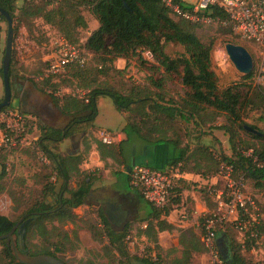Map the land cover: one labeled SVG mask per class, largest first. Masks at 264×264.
<instances>
[{
  "label": "trees",
  "instance_id": "obj_1",
  "mask_svg": "<svg viewBox=\"0 0 264 264\" xmlns=\"http://www.w3.org/2000/svg\"><path fill=\"white\" fill-rule=\"evenodd\" d=\"M18 1L20 0H0V8L4 9L12 19L13 38H15L21 22V17L15 18V2ZM21 1L23 4L19 7V12L22 16L26 14L30 18L40 17L45 23L55 26L63 37L73 44L81 42H78L75 37L77 29L87 27V22L81 13V8H87L96 19L97 27L85 37L83 42L89 51V58L97 56L100 60L95 66L96 68L92 69L93 72H88L91 69L87 68L88 58L83 66L80 67L74 63L68 64L60 73L62 75L68 73L74 81L78 82L75 85L86 90L87 102L70 94H62L59 97L53 95L52 91L50 92L48 89L57 84L50 82V78L41 79V85L37 88L39 91L44 88L49 93L54 106L67 119L61 125L48 126L37 125L35 120H29V128L35 124L38 129L39 135L35 139L37 148L55 164L58 178L61 179L62 184L54 205L44 202V197L55 195L54 186L51 184L43 188L40 199L30 203L29 201L25 202V204H29L21 212L19 217L21 220L17 225V228L20 227V230H24V248L27 249V238L32 233L44 237L48 241L36 252L27 250L28 254H50L68 264L61 257L55 255V251L63 250L65 242L72 245L71 240L78 241V236L75 230L62 229L61 224L66 222L74 224L77 217L74 209L85 203L95 175L91 170H81L75 187L66 188L69 171L73 168L76 169L74 162L77 164L80 158L79 156L60 155L55 149L64 139L74 134L80 124H93L97 114V100L101 96L110 97L116 110L133 111L139 117L138 120H125L124 132L130 131L132 136L147 143L165 142L177 147L178 155L172 160L171 166L180 163L178 168L182 170L184 165L191 162L199 165L200 160L205 167L216 172L219 164L225 162L233 166L236 174H242L245 183H249L252 188L257 191L264 188V131L242 120L245 106L252 104V100L245 97L249 93L259 100L258 105H263L264 113V85L256 86L252 91L250 90L251 92L244 93L238 92L233 87L219 90L216 85V76L210 68L212 42L200 40L195 31L197 23L183 18L174 19L170 10L161 0ZM180 6L185 8L183 4ZM205 13L220 17L225 15L215 6H210ZM0 20L5 22L1 14ZM166 42L181 44L184 49L183 53L178 57L168 56L164 51ZM11 48L9 80L13 63V42ZM144 50L151 52V61L143 58L142 51ZM130 56H136L142 64H148V69L152 72V76H149V83L156 91L135 90L130 94H123L97 83L91 85L84 82L89 75H92L88 80L91 82L95 79V75L104 73L107 62H112L115 58ZM156 73L160 75L159 79L154 77ZM170 76L179 78L181 85L185 88L184 96L180 97L178 101L166 98L164 94L163 82ZM242 78L250 81L251 76L245 75ZM8 107H11V104L2 108L0 112ZM176 120L185 125L184 143L181 142L182 137L178 136L177 130L173 131L174 133L172 132L169 137L165 135L166 129L170 126L167 124ZM245 125L257 129L260 134L247 131L244 128ZM214 131H221L226 136L229 154L224 152ZM126 135L129 136L128 133ZM206 135L209 138L207 143L201 141L202 137ZM100 143L96 142L99 148ZM216 143L217 146H214ZM247 150H251V155L244 153ZM4 175V164H1L0 182ZM2 191L3 188L0 184V192ZM203 194L209 206L213 207V204L215 206V202L212 201L211 189L205 188ZM10 197L13 200L11 193ZM179 197V188L174 186L170 190L164 207L156 208L147 202L151 216L159 219V215L167 214L171 204L178 202ZM260 215L259 223L255 227L256 234L254 237L245 238L243 242H236L229 235L228 229H235L230 223H224L218 227L228 235L230 240L228 260L218 254L222 264H250L242 252L253 248L258 238L264 234L263 210ZM97 218L98 220L93 221L88 231L96 241L102 244L101 249L104 250L105 255L114 258L116 264H132V261L140 264H157L146 256H130L126 245L127 233L114 231L108 225L102 211L97 212ZM17 221L0 214V235L8 233ZM47 222L51 223L50 228H47ZM151 225V222L146 224L144 233L150 241L157 243ZM156 225L158 229L170 228L165 220H157ZM59 227L60 232L56 235L60 236V240L50 242L51 232ZM0 245L5 259L4 264H13L10 240L8 238L0 239ZM50 245H53L54 250H49L47 246ZM155 247L158 248L157 245Z\"/></svg>",
  "mask_w": 264,
  "mask_h": 264
},
{
  "label": "rangeland",
  "instance_id": "obj_2",
  "mask_svg": "<svg viewBox=\"0 0 264 264\" xmlns=\"http://www.w3.org/2000/svg\"><path fill=\"white\" fill-rule=\"evenodd\" d=\"M22 4L23 2L21 0L15 2V18L21 17V22L15 38L12 40L13 63L10 83H12L13 91H15V78L18 79V84L26 82L39 88L38 86L41 85L40 75L45 68L44 60L50 53L53 41L59 36H63L55 26L45 23L40 17L30 18L26 14L22 16L19 12V7L22 6ZM81 13L87 22V27L77 29L75 37L78 42L85 40V37L97 27L96 19L87 8H81ZM172 17L177 19V17L173 15ZM5 28L6 22H4V29ZM195 31L201 41L212 42L210 50V68L216 76L217 88L222 91L228 87H233L238 92H251L256 85L242 78L245 75L235 69L224 50V45L229 42L244 46L250 53L252 61L255 63L256 53L253 45L239 40L238 36L232 33L229 27L219 24L197 23ZM4 40L0 45V66ZM164 51L170 57H178L183 53L184 49L179 43L166 42L164 44ZM99 62L100 60L97 56H91L87 67L91 69L88 72H93L92 69L96 68L95 66ZM151 74L152 72L148 69V64H142L136 56H130L128 58L119 57L105 64L104 73L95 75V82L94 80L88 82L92 75L86 77L84 82L90 83L91 85L97 83L123 94H130L135 90H141L142 92L149 90L150 92H154L156 89L149 83V76H152ZM154 77L159 79L160 75L156 73ZM72 79L73 78H71L68 73L53 76L50 78V82L57 85L49 87L50 89H48V91L50 90V92L52 91L53 93L56 90H60V95L72 93L80 88L75 85L77 81ZM1 90H3V85L0 79V91ZM43 90H40L42 101L39 107L35 108L37 112V116H35L34 119L35 122L37 125H61L65 122L67 117L60 113L52 103L51 97L48 95L49 93L44 88ZM163 90L166 98L175 101H178L179 98L185 94V88L181 85L179 78L172 76H170L169 79L165 78ZM245 97L250 98L252 104L245 106L242 120L264 131L263 105H258L259 100L253 97L252 93L245 95ZM10 104H12L11 99ZM138 119L139 117L133 111H118L114 107L110 97L101 96L97 106V115L94 120L95 126L90 123H82L75 131V134L81 138V151L77 155L80 159L77 164L74 162L76 169L73 168L69 171V179L65 185L66 188L75 187L76 181L80 176L79 172L85 170L82 164L84 163V159H87V151L90 145L98 142V131L102 129L116 131L120 129V125L125 120L133 121ZM168 125L170 126L166 129L165 135L169 137L173 131L177 130L178 136L180 138L182 137L181 142L184 143V123L176 120L171 121L167 126ZM36 129L35 124L29 128V137L27 140L29 143L17 146L4 152L2 156H0V170L1 164H4L5 172L4 178L0 182L3 188V191L0 192V213L6 214V216L14 221L19 219L21 212L27 204L41 198V191L50 184L54 186L55 195L44 197V202L48 205H54L62 184L61 179L58 178L55 164L48 158L45 162L39 157V153L42 151L37 148L35 139L33 138L39 135ZM129 132L127 131L125 133H128L129 137H134L132 136L133 134ZM225 144L227 145L226 141ZM55 151L60 155H64L63 152H60V144ZM44 155L46 156V154ZM119 183L122 185L124 184L123 177L119 178ZM246 190L256 199L258 212L260 213L261 210L264 211V188L257 191L246 182ZM10 193L13 200L10 197ZM27 201H29V203L25 204ZM91 202H93L92 198L87 196L84 204L75 207L74 212L77 217L74 224L68 222L61 224V228L64 230H75L77 232L78 241L71 240L72 245L65 242L63 250L55 251V255L61 257L68 264H116L114 258L105 255L103 252L104 250L101 249L102 244L96 241L88 231L93 221L96 222L98 220L97 207L92 205ZM214 207L213 204V208ZM46 225L47 228H50L51 223L47 222ZM58 232H60V227L54 232H51L52 237L50 238V242H58L60 240V236L56 235ZM227 232L236 242L242 241V236L237 230L228 229ZM131 234L132 233H129V236L126 238V245L129 254L132 256H146L151 258V260H156V262H158L157 264H170L173 260L172 251L159 250L158 255L152 253V251H146L147 249H143L144 246L142 247V241L134 238ZM30 235L31 236L27 238L28 251L36 252L48 242L47 239L37 234L32 233ZM47 247H49V250H54L53 245ZM242 253L250 264H264V238H262V236L258 238L253 247V251L250 252L249 250ZM156 256L159 257L157 258ZM4 261L2 246L0 245V264H4ZM209 261L211 262L210 264H214L212 254L210 255ZM132 264L137 263L132 261Z\"/></svg>",
  "mask_w": 264,
  "mask_h": 264
},
{
  "label": "crops",
  "instance_id": "obj_3",
  "mask_svg": "<svg viewBox=\"0 0 264 264\" xmlns=\"http://www.w3.org/2000/svg\"><path fill=\"white\" fill-rule=\"evenodd\" d=\"M5 34L4 21L0 20V45L5 39ZM17 80L16 78L14 80L15 91H13L12 83L9 80L11 106L30 115L31 120H34L37 116L35 108L39 107L42 101L40 91L34 85L26 82L18 84ZM2 94L3 90L0 91V97ZM124 125L125 121L120 125L119 130L108 131L117 134L114 142L102 143L98 136V142H101L100 148L96 142L88 148L87 159H84L82 167L93 171L95 175L88 194V197L93 200L91 204L97 207V211H102L108 225L114 231L127 233L126 238L129 233H132L134 238L142 241V247L144 246L143 249H147L146 251H152L156 255H158L159 250L172 251L173 260L170 264H210V253L201 241L200 221L203 215L208 214L213 209L204 199L203 190L205 188L213 190L220 186L221 180L217 171L212 172L200 160L199 165H195L194 162L184 165L182 170L179 169V176L175 184L180 191L178 202L171 204L167 214L159 215V219L153 218L150 214V207L140 192L129 185L127 172L136 164L161 170L176 167L180 163L171 166V162L177 157L178 148L165 142L154 144L147 143L136 136L129 137L124 132ZM36 130L38 131V129ZM220 133L214 131V135L221 142L224 152L229 154L228 144H225L226 136ZM28 137L29 135L23 144L29 143ZM36 137L33 138L36 139ZM80 140V136L75 133L72 134L60 143V152L65 155L77 156L81 151ZM201 141L207 143L209 141L208 135L203 136ZM214 146H217V143ZM122 177L124 179L123 185L119 183V178ZM212 201H214L213 195ZM119 211L123 212L122 221L120 225L114 226L108 220L106 213ZM157 220H165L170 228L158 229ZM148 222L152 224L153 235H156L157 243L150 241L144 233ZM262 238H264V234ZM229 242L228 235L218 229L214 238V247L217 254L227 260L229 258ZM249 250L251 252L253 248ZM130 256L132 255L130 254ZM154 261L156 262V260Z\"/></svg>",
  "mask_w": 264,
  "mask_h": 264
},
{
  "label": "built area",
  "instance_id": "obj_4",
  "mask_svg": "<svg viewBox=\"0 0 264 264\" xmlns=\"http://www.w3.org/2000/svg\"><path fill=\"white\" fill-rule=\"evenodd\" d=\"M171 14L192 23L219 24L229 27L239 40L253 45L256 61L253 62L250 82L256 86L264 85V0H161ZM183 4L185 8H182ZM215 6L224 12V16H212L205 13ZM89 51L83 40L73 44L63 36H59L52 43L50 53L45 58V68L40 79L52 78L62 73L68 64L83 66ZM145 60L151 61L149 50L142 51ZM60 96V90L53 92ZM87 102L86 90L78 88L72 93ZM31 116L14 108L8 107L0 112V156L17 146L22 145L29 132ZM99 140L110 144L115 141L117 134L107 130L98 131ZM251 155V150L244 152ZM43 161H47L43 152L39 153ZM255 160V157H253ZM217 175L221 180L218 188L211 190L215 207L202 216L200 221L201 241L212 254L214 264H222L214 247L216 230L224 223H230L245 238L254 237L259 217L256 199L246 190L245 179L242 174L235 173L231 164L221 162ZM179 176L178 166L169 169H156L136 164L127 172L128 183L140 192L142 198L156 208L166 205L170 190L175 186Z\"/></svg>",
  "mask_w": 264,
  "mask_h": 264
},
{
  "label": "water",
  "instance_id": "obj_5",
  "mask_svg": "<svg viewBox=\"0 0 264 264\" xmlns=\"http://www.w3.org/2000/svg\"><path fill=\"white\" fill-rule=\"evenodd\" d=\"M0 14L3 16L6 22V34L4 40L3 55L1 58V80L3 85V94L0 99L1 110L2 108L9 106L11 99L8 69L11 56L13 30L12 19L10 15L2 8H0ZM224 50L229 60L238 72L243 75H250L253 61L250 53L244 46L228 42L224 45ZM244 128L253 134H260L257 129L251 126L245 125ZM122 213L123 212L121 211L115 213L107 212L106 215L111 224H113L114 226H118L122 221ZM20 220L21 218L14 224V226L8 233L0 235V239L8 238L10 240V249L13 256V264H66L61 259L50 254H28L27 249L24 248V230H20L17 228ZM16 231L20 233L17 234Z\"/></svg>",
  "mask_w": 264,
  "mask_h": 264
},
{
  "label": "flooded vegetation",
  "instance_id": "obj_6",
  "mask_svg": "<svg viewBox=\"0 0 264 264\" xmlns=\"http://www.w3.org/2000/svg\"><path fill=\"white\" fill-rule=\"evenodd\" d=\"M18 225H19V224H18ZM19 228H20V227H19ZM19 228H18V229H19ZM16 233L18 234L19 232L16 231Z\"/></svg>",
  "mask_w": 264,
  "mask_h": 264
}]
</instances>
